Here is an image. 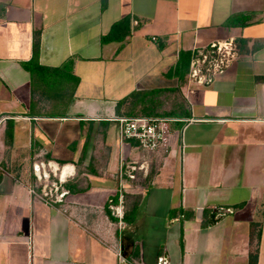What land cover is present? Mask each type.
<instances>
[{
  "label": "crops",
  "instance_id": "0c3cea01",
  "mask_svg": "<svg viewBox=\"0 0 264 264\" xmlns=\"http://www.w3.org/2000/svg\"><path fill=\"white\" fill-rule=\"evenodd\" d=\"M220 41L222 72L176 75ZM154 90L187 121L148 152L114 119ZM43 172L54 207L30 192ZM0 264H264V0H0Z\"/></svg>",
  "mask_w": 264,
  "mask_h": 264
},
{
  "label": "built area",
  "instance_id": "2783aa9c",
  "mask_svg": "<svg viewBox=\"0 0 264 264\" xmlns=\"http://www.w3.org/2000/svg\"><path fill=\"white\" fill-rule=\"evenodd\" d=\"M153 40H157L154 38ZM238 58L237 47L233 41L216 42L211 44L207 49L198 51L191 62L190 77L191 80L205 84L217 73L222 72L233 61ZM120 124L121 137L124 141H134L137 145L148 152H157L167 150L170 145L172 126L178 123L186 122L187 119L172 117H117L114 119ZM120 172L121 187L128 188L127 178L132 184L138 183L137 167L130 164H122ZM41 183V188H31L32 195L46 205L54 207L63 199L61 184L51 179L50 174L43 172L37 175ZM116 214L122 218L123 212L116 210ZM118 255L121 259L122 253Z\"/></svg>",
  "mask_w": 264,
  "mask_h": 264
},
{
  "label": "trees",
  "instance_id": "16d2710c",
  "mask_svg": "<svg viewBox=\"0 0 264 264\" xmlns=\"http://www.w3.org/2000/svg\"><path fill=\"white\" fill-rule=\"evenodd\" d=\"M130 34V19H123L122 21L116 23L108 35H106L103 38L104 43H110V42H116L121 41L126 38ZM38 41L35 43L36 49L38 48ZM192 55L190 53H182L181 58L179 60V63L176 67V75L183 78L184 73L189 68ZM29 66V65H28ZM166 96L165 90H154L151 92L143 93L139 100L142 102V105L144 106V113L130 116V117H136V116H148V117H172V118H179V119H185V115L187 114L184 107L180 105L179 98L175 97L174 105L170 112L164 111L163 112V101L160 99H164ZM134 100L138 97L137 95L132 96ZM180 105V106H179ZM165 106V105H164ZM129 117V116H128ZM136 143V142H135ZM137 144V143H136ZM132 210L128 211L126 213V216L124 219L126 222L131 223L134 221L136 216V209L138 206V202L134 203Z\"/></svg>",
  "mask_w": 264,
  "mask_h": 264
},
{
  "label": "rangeland",
  "instance_id": "374dc122",
  "mask_svg": "<svg viewBox=\"0 0 264 264\" xmlns=\"http://www.w3.org/2000/svg\"><path fill=\"white\" fill-rule=\"evenodd\" d=\"M189 74H190V72H189ZM189 79H191L190 75H189ZM172 96H173V95H171V97H172ZM177 96H178V98H179V95H178V94H177ZM160 100L163 101V107H164V105H165V106H168V104H173V105L175 104V103H174L175 100H172V99L168 100V102H166L164 99H160Z\"/></svg>",
  "mask_w": 264,
  "mask_h": 264
}]
</instances>
